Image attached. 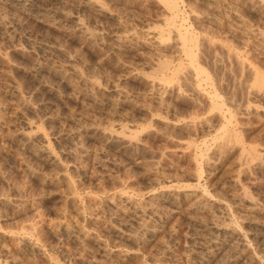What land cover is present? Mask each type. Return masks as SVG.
<instances>
[{
    "label": "rangeland",
    "instance_id": "rangeland-1",
    "mask_svg": "<svg viewBox=\"0 0 264 264\" xmlns=\"http://www.w3.org/2000/svg\"><path fill=\"white\" fill-rule=\"evenodd\" d=\"M97 1L0 0V264H264L260 0Z\"/></svg>",
    "mask_w": 264,
    "mask_h": 264
},
{
    "label": "bare ground",
    "instance_id": "bare-ground-1",
    "mask_svg": "<svg viewBox=\"0 0 264 264\" xmlns=\"http://www.w3.org/2000/svg\"><path fill=\"white\" fill-rule=\"evenodd\" d=\"M85 1V3L86 4H88V5H90V6H92V7H94L97 11H99V12H104V8H103V6H102V4L100 3V2H98L97 0H84ZM160 2H162V4H163V6L166 8V11H168V13L170 14V16L171 17H175L176 16V13H177V7H178V0H160ZM161 4V5H162ZM260 4H261V7L262 8H264V0H260ZM72 16V15H71ZM62 18H64V19H67V18H69L67 15H63L62 16ZM168 18H170V17H168ZM59 19V18H58ZM183 20V19H182ZM173 21V20H172ZM75 22H76V24H78V21H76L75 20ZM182 23V22H181ZM80 24H82V23H80ZM185 31H187V30H185ZM187 33V32H186ZM186 33L185 34H183V35H186ZM161 34V33H160ZM189 35V34H188ZM182 36V35H181ZM187 36V35H186ZM191 36V35H190ZM188 37V36H187ZM183 38V41H184V43H183V45H185L186 44V42H185V40L187 39L185 36L184 37H182ZM189 38V37H188ZM185 39V40H184ZM193 39V38H192ZM189 40V39H188ZM187 41V40H186ZM193 42V41H192ZM189 43H190V40H189ZM186 46V45H185ZM185 46H183V47H185ZM186 49H188L187 51H188V53L190 54V59L191 60H193V55H194V52H189V51H192V50H190L188 47L186 48ZM185 49V50H186ZM57 51V50H56ZM230 52V51H229ZM187 53V52H186ZM186 55V54H185ZM188 57H189V55H188ZM68 60V59H67ZM193 62V61H192ZM193 64V63H192ZM194 65V64H193ZM190 66V65H189ZM191 67V66H190ZM196 69H198L196 66H194ZM193 67V68H194ZM249 67V66H248ZM177 68V67H176ZM189 69V68H188ZM252 69V68H251ZM254 70V69H253ZM255 71V70H254ZM196 72V71H195ZM252 74H254V80L252 81V84L249 86V91H250V93H252L253 95H256V96H258V97H263L264 96V73H261V72H258V70L257 71H255L254 73H252ZM95 84V83H94ZM92 85V84H91ZM97 85V84H96ZM256 98V97H255ZM212 101V100H211ZM212 103V102H211ZM253 105V104H252ZM257 113V112H256ZM34 124V123H33ZM23 125L24 126H26V127H28V128H31L32 127V124L30 123V122H28V121H23ZM225 128V127H224ZM227 128V127H226ZM35 129V131L37 132L36 134H37V137L39 138V140H40V142H41V144H42V152L44 153V155L46 156V158L47 159H49V160H53L55 157L53 156V152H52V150H51V148H50V146H49V143H48V140H47V137L42 133L43 131L42 130H39V128H37V127H35L34 128ZM224 130V129H223ZM227 130V129H226ZM42 131V132H41ZM39 133V134H38ZM222 134H221V136H220V138H221V142L223 143L224 141H225V139L226 138H229L230 137V132H227L228 134H229V136L227 137V133H225V131H223V132H221ZM236 135V134H235ZM234 136L232 135V138H233ZM219 138V137H218ZM231 138V137H230ZM235 139H236V137H234ZM233 138V139H234ZM238 140H239V138H237ZM36 141V140H35ZM38 141V140H37ZM218 143V142H217ZM221 143V144H222ZM220 146V145H219ZM245 148V147H244ZM244 148L242 147L241 148V151L243 150L244 151ZM255 148V147H254ZM201 149V148H200ZM252 148L250 147V151L249 150H245V151H248L251 155H253V157H254V155H255V157H256V155H257V151L255 150V149H252ZM242 151V152H243ZM245 153V152H244ZM244 153H242V154H244ZM246 155H247V152L245 153ZM249 154V155H250ZM249 158H250V156H248ZM246 158H247V156H246ZM201 159V158H200ZM48 160V161H49ZM57 160V159H56ZM55 161V160H54ZM252 162V161H251ZM245 163V162H244ZM253 165V164H252ZM246 166V165H245ZM262 166V165H261ZM247 198V197H246ZM229 228V227H228ZM216 229V228H215ZM223 229V228H222ZM232 230L234 231V232H238V230H237V228L236 227H233L232 228ZM222 231V230H221ZM236 234V233H235ZM229 235V234H228ZM231 235V234H230ZM239 235V234H238ZM16 238H17V236H15ZM224 237V236H223ZM11 238V237H10ZM19 238V237H18ZM29 238V237H28ZM233 239V238H232ZM13 240H15V238L13 237ZM32 240V239H31ZM245 240V239H244ZM16 241V243H18L17 242V240H15ZM21 243L20 244H23V245H25L26 247H28V248H30V249H33V250H38V246H36L35 245V242H31L30 240H28L27 238H22L21 239V241H20ZM219 243V242H218ZM17 247V246H16ZM106 251V250H105ZM247 252V254L248 253H250L249 252V250L247 249L246 250ZM107 253V252H106ZM108 254V253H107ZM119 254V253H118ZM253 254V253H252ZM252 254H249V258H250V260L254 263V264H260L259 263V259L260 258H258L257 257V255L255 256V255H252ZM128 256V255H127ZM45 257V256H44ZM13 259V258H12ZM233 259H234V257H233ZM235 260V259H234ZM233 260V261H234ZM252 263V264H253ZM14 264V263H13Z\"/></svg>",
    "mask_w": 264,
    "mask_h": 264
}]
</instances>
